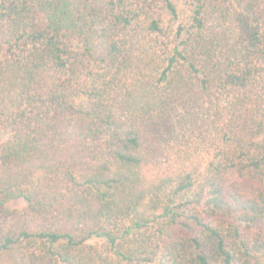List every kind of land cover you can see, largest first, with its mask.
<instances>
[{"label":"trees","instance_id":"trees-1","mask_svg":"<svg viewBox=\"0 0 264 264\" xmlns=\"http://www.w3.org/2000/svg\"><path fill=\"white\" fill-rule=\"evenodd\" d=\"M0 264H264V0H0Z\"/></svg>","mask_w":264,"mask_h":264},{"label":"rangeland","instance_id":"rangeland-1","mask_svg":"<svg viewBox=\"0 0 264 264\" xmlns=\"http://www.w3.org/2000/svg\"><path fill=\"white\" fill-rule=\"evenodd\" d=\"M7 205L11 208H21L25 206V202L22 199H12L7 202Z\"/></svg>","mask_w":264,"mask_h":264}]
</instances>
